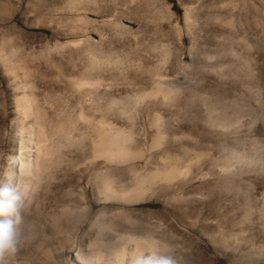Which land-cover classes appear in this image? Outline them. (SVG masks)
<instances>
[{
  "label": "rangeland",
  "instance_id": "374dc122",
  "mask_svg": "<svg viewBox=\"0 0 264 264\" xmlns=\"http://www.w3.org/2000/svg\"><path fill=\"white\" fill-rule=\"evenodd\" d=\"M0 10V52L15 47L9 68L36 77L28 91L46 109L24 127L36 133L45 125L50 164L62 165L36 191L25 189L13 161L21 150L14 99L22 91L0 64V183L22 191L24 217L18 251L3 264H76L71 246H114L120 234L154 241L175 264H264V0H0ZM79 38L81 45H66ZM91 62L109 87L97 89L84 112L107 117L145 148L159 131L172 157L188 152L193 160L187 182L131 203L100 200L91 188L92 210L83 213L79 188L89 176L68 167L96 132L74 123L82 98L65 75ZM155 78L168 97L140 102L137 93L155 90ZM144 165L113 168L104 178L129 189L132 167L141 174Z\"/></svg>",
  "mask_w": 264,
  "mask_h": 264
},
{
  "label": "bare ground",
  "instance_id": "6f19581e",
  "mask_svg": "<svg viewBox=\"0 0 264 264\" xmlns=\"http://www.w3.org/2000/svg\"><path fill=\"white\" fill-rule=\"evenodd\" d=\"M1 11L2 10H0V15ZM84 41L85 40L82 38H79L77 40L69 41L66 45H72L76 47L81 45ZM12 43V40H9L8 44L11 45ZM10 45L7 46L10 47ZM14 48L9 54H3L0 52V64L2 65L1 67L4 68H2L4 73L7 76H11L13 78L11 79L14 80V85L22 91L20 95H16L14 99V113L17 116L18 122L21 123V129H17L15 127L17 129V135L20 139L21 150L19 157L13 161H16L15 163L17 165L20 178H25L27 180V187L25 189L29 191L30 189L32 191H36L40 187L42 180L51 173L55 175L57 172H59V170L62 169V165L53 166L50 164V157L54 153L51 148L53 139L45 131V125L39 124V130L36 133H33V131H27L24 127V123L29 119H35L36 122L44 119L46 117V109L40 102L39 96L36 95L38 92L35 93L34 91H28L30 80H33L36 77L34 76L35 78H30V73L26 71V67L24 68L23 66H16L17 68H9V59L11 56H15ZM91 59V61L97 60L95 56H91ZM96 62L98 63V61ZM96 62H91L89 68L80 72L65 75L69 88L75 94L79 95V98H82L81 100H83L81 101L79 99L81 110L79 113H77L78 115L76 114L77 117L76 120H74V123L78 124L82 122L86 124L88 128L92 127L93 131L96 132L94 135L92 133L90 142L87 146H85L86 148L84 149L82 160L75 165H70L68 167V169L73 171V173L82 174L83 176V172H87L89 176L88 180L79 188L81 196L80 202L83 204L82 210L84 214H89L90 210H92L89 202V206L87 205V193L91 188L94 194L100 197V200H118L119 202L125 201V203H131L132 201L138 200L141 201L146 199L151 193L149 191L155 189L156 187L170 189L173 188L174 185H181L187 182L188 176L193 166V160L190 161L188 158V152H185L183 156L181 155V157L175 156L174 158V155L172 157V154L169 150L163 148L162 139L165 138L162 137L159 131H157V134L151 136L149 142H147V148L140 145L139 147L136 145L137 143L135 144V140L132 138V136L126 133L125 128H122L121 126L118 127V125L110 121L105 116H101L98 119L95 117V114L88 115L86 112H84L82 108L83 105L89 104L91 100L94 101V98H92L93 93L97 89H101L105 86L109 87V84L105 83L104 78L100 77L99 75H95L94 77L93 72L97 68L95 66ZM152 67L154 66L149 67L147 65L146 70L151 73V76H158L157 71H155ZM10 83L12 84L13 82L10 81ZM153 84L155 90H151L150 92L139 91L137 93V99L140 102H143L148 98L156 99L159 96H162L163 99L168 97L167 93H164L160 90L159 86L161 85V80L155 78L153 79ZM15 91L17 90L15 89ZM113 103H115V98L108 99L107 108H110ZM61 122H63V120H61ZM83 138L84 135L79 141L83 140ZM136 161H143L145 164L144 170L146 171H143V173L140 174V172H138L140 170L132 167L131 171L133 170L135 172L133 173L135 174L136 179L133 186H129L131 188L128 189L127 186V189L123 190V185V188H121V186L118 187V183V186H116L112 178H104L103 173L108 172L110 169H118L129 166ZM151 164L155 166L152 167ZM98 175H101L102 177L100 181L97 179ZM121 177H123L122 174ZM27 193L29 194V192ZM98 202L100 201L98 200ZM66 210L71 211L72 209L67 207ZM221 230L222 228H220V231ZM230 230L232 231V229ZM236 234L237 233H235V235ZM224 235L225 234L222 236ZM233 235L234 234H232V236ZM138 238L140 237L136 238L132 235L120 234L117 237L114 246L112 244H102L99 242V240L94 241L93 243L84 244V240H81L83 243L80 245L78 244L77 246H71L70 250L73 252L75 249L74 256L76 264H132L133 260L141 254H146L150 250H161L160 246L154 241H150V243L142 242V240H138ZM224 238V243H222V245L225 244L228 246L229 242L227 241L229 237L227 238V236H225ZM249 246L248 251L251 250V245Z\"/></svg>",
  "mask_w": 264,
  "mask_h": 264
},
{
  "label": "clouds",
  "instance_id": "9594fccd",
  "mask_svg": "<svg viewBox=\"0 0 264 264\" xmlns=\"http://www.w3.org/2000/svg\"><path fill=\"white\" fill-rule=\"evenodd\" d=\"M23 196L17 186L0 183V264L5 257H11L18 251L21 228ZM132 264H175L171 255L161 250H150L137 256Z\"/></svg>",
  "mask_w": 264,
  "mask_h": 264
}]
</instances>
